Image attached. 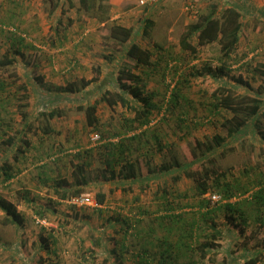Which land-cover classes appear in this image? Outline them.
<instances>
[{"label": "rangeland", "instance_id": "rangeland-1", "mask_svg": "<svg viewBox=\"0 0 264 264\" xmlns=\"http://www.w3.org/2000/svg\"><path fill=\"white\" fill-rule=\"evenodd\" d=\"M78 1L63 0L66 9L63 12L62 8L55 9L46 0H0V58L5 52L16 57L13 65L0 68V81L5 83L2 88L0 82V162L7 154L6 139L18 135L25 119L34 127L28 134L35 142L19 164L21 170L14 178L3 181V175H0V198L14 203L24 218L19 227L6 222L5 213L0 209V264L37 262L41 253L45 255L44 237L56 241L54 259L57 264H145L143 259L146 256L151 258L149 264H158L159 251L163 248L151 241L156 242L165 230H155L146 245L140 235L127 236L122 245V235L113 231L112 224H107L112 215H133L128 203L137 195L149 210L154 211L157 208V203L152 200L155 182H150L153 186L146 190L143 184H136L132 190L123 191L121 186L127 185V179L99 178V169L102 171L107 167L105 145L110 141L118 144L122 140L131 144L133 150L125 153L129 159L141 157L140 170L137 168L141 173L147 169L142 160H147L154 170L165 163L170 169L176 168L193 161L192 139L206 141L216 135L226 136L224 119L229 112L217 108V99L212 96L213 89L222 82L205 72L208 66L218 65L222 45L219 42L200 45L197 34L190 28L203 13L219 12L231 3L240 5L242 29L232 54L240 60H231L233 63L223 81L238 87L237 92H250L236 82L242 77L249 81L253 91H257L262 81L256 69L264 63V0H145V3L141 0H109L111 18L106 23L86 15L79 9ZM113 21L133 27L135 38L151 48L155 52L154 58L159 61L157 67L149 68L150 74L146 77V91L152 93V99L158 105L154 110V121L128 132L129 119L135 115L134 111L121 103L110 106L101 100L103 91L109 86L114 87L105 84L111 70L115 68L117 71L121 67L120 54L112 49L116 45L110 36ZM185 35H189L198 47L197 56L182 50L180 39ZM155 43L163 48H157ZM17 48L20 51L17 52ZM110 55L116 57L114 61L108 58ZM198 70L202 73H197ZM12 72L17 76L11 75ZM38 76L40 78L36 79ZM46 83L52 84V93L44 90ZM70 85L77 89L76 94L65 98L66 87ZM177 86L180 90L175 104L170 98ZM40 91H46L47 96L42 98ZM262 93L264 96V90ZM78 95L82 96L78 98ZM80 103L97 104V128L87 124L85 112L76 107ZM53 109L59 110L51 120L54 131L34 132L45 122L42 112ZM261 113L262 116L258 117L260 128L254 124L259 132H249L236 142L234 139L227 142L223 156L219 157L220 165L230 168L231 179L251 181L264 178V110ZM24 114L27 115L25 119ZM114 131L122 134L110 136ZM95 135L99 136L95 138ZM133 135L137 137L131 139ZM87 149L92 156L88 158L85 152L83 159L91 160L86 166L91 180L81 194L88 193L95 198L103 189L108 200L98 206L85 204L78 207L61 197L58 179L66 177L73 181L74 164L80 159L75 155ZM122 163L116 165L117 170L124 167ZM193 167H198V163L194 162ZM160 175L158 181L167 179L162 173ZM192 185V179L187 177L168 185L175 203L184 204L179 212L190 213L187 220L197 209L191 206L197 201ZM77 187L74 185L70 194ZM184 192L187 196H178ZM239 198L233 197L232 200ZM37 210H43L44 214L41 216ZM40 217H44L46 223H38ZM215 219L218 227L224 226L222 214ZM147 221L148 217L144 220L145 227ZM118 222L114 221L117 225ZM205 224L208 223L202 221L203 227ZM252 228L254 226L249 227L248 233H253L254 237L249 240L241 235L239 243L262 249L264 233L252 232ZM113 236L120 239L116 251L112 250ZM215 243V251H210L207 257L201 258L196 249L178 259L177 264H225V251L232 247L230 238L225 235ZM144 249L148 253L142 256Z\"/></svg>", "mask_w": 264, "mask_h": 264}, {"label": "trees", "instance_id": "trees-1", "mask_svg": "<svg viewBox=\"0 0 264 264\" xmlns=\"http://www.w3.org/2000/svg\"><path fill=\"white\" fill-rule=\"evenodd\" d=\"M46 1L53 8H62L63 12L66 11L63 0ZM78 2L79 9L83 10L86 15L96 18L100 22L106 23L110 21L109 0H79ZM70 5L74 6V3ZM242 16L243 11L240 5L231 3L219 12L212 10L201 14L200 20L190 28L194 34H197L200 45L213 42H219L222 45V56L219 58L218 65L216 67L208 66L205 72L207 71L222 82L221 85L213 89L212 96L217 99L215 103L217 108L226 109L229 112V115L224 119L226 136L216 135L213 139H207L206 141L196 138L192 139L193 142L190 146L194 155L193 161L179 165L176 168L170 169L165 163L157 167V170H154L150 167L147 160H142L147 164V169L146 171L141 170V173L138 172L141 157L136 156L135 159H129L125 153L128 150H133L131 144L127 145L125 140L118 144L111 141L106 143L107 152L104 159L107 167L102 171L99 169V178L103 180L127 179V185L121 186L123 191L132 190L136 184H143L144 190L148 186H153L150 182H155L154 184L156 185L152 197L153 203H157V208L154 211L149 210L143 201L139 200L140 197L137 195L138 199H131L130 203H128L133 215L128 216L118 213L107 220V224L113 225V231L118 233V235H122L121 239H124L120 243V239L118 240L113 236V251H116V246L119 243L125 244L127 236L140 235L146 245L155 230H165L162 237H157L156 242L151 241V243L163 248L159 251L158 264H177L178 259L183 256L186 257L187 254L189 255V251H196V249L200 251L201 258L207 257L210 251H215L217 247L216 240L224 238L226 235L230 238L232 247L230 250L225 249V264H236L239 262L241 264H264V247L256 249L248 243H239V236L241 235L249 240L254 237L253 233H248L251 226H254L252 232L260 231L264 233V178L259 177L251 181H245L240 178L231 179L229 177L230 168H223L219 163V157L223 156L227 142H231L233 139L236 142V140L249 132L252 134L255 131L259 132L260 129L255 128L254 124L260 128L258 117L262 116L261 112L264 110V96L262 93L264 90V63H260L256 69L262 81L257 91H253L249 81H245L242 77L237 78L236 82L246 86L251 90L250 92H237L238 87L223 81V76L229 71L230 65L233 63L231 60H234V62L240 60L233 57L232 54L236 50L238 35L242 29ZM110 36L116 42L112 49L116 51V54H120L121 67L117 71H115V68L111 70L110 76L104 83L111 84L114 87L109 86L105 89L101 95V100L110 106L121 103L127 109L134 111L135 115L129 119L127 132L148 126L154 121V110L158 108V105L152 99V93L146 91V77L150 74L149 68L157 67L159 61L154 58L155 52L151 48L145 47L135 38L133 27L113 21L110 23ZM180 44L182 50L191 51L197 56L198 47L191 41L189 35L182 37ZM155 46L163 48V45L158 43H155ZM18 51H20V48H17ZM108 58L114 61L116 57L113 58L112 56L111 58L110 55ZM15 60L16 57L13 54L5 52L3 57L0 58V68L13 65ZM118 62L119 58L116 64ZM197 73L201 74L202 72L198 70ZM11 75L17 76L13 72ZM35 78L39 79L40 76ZM97 78L95 77L94 79L97 80ZM185 78L188 80L187 77ZM0 82L3 88L5 83L4 81ZM50 84L46 83V89L44 90L52 93V90H50L52 84ZM24 88L26 87L24 86ZM179 90L178 86L173 89L170 98L171 103H177ZM46 91H40L42 98L47 96ZM65 91L67 92L64 93L63 97L66 96L65 98H68L77 89L70 85L66 87ZM80 94L83 95V93ZM82 95H78V98ZM76 107L85 112L87 124L97 128L99 123L97 104L80 103ZM58 114L59 110L57 109L43 111L42 115L45 122L38 129H35L34 132H42L44 134L53 132L54 128L51 120ZM23 116L25 119L27 115L24 114ZM27 120H24V126L18 135H10L6 139L7 154L0 162V175H3V181H9L16 176L17 172L21 170L19 164L26 158L27 152L35 145L34 138L28 134V131L33 130L34 127ZM121 134L122 132L114 131L110 136H119ZM262 136L264 137L263 131ZM136 137V135H133L131 139ZM228 147L232 148L233 145ZM85 152L88 158L92 156V154H88L90 153L88 149L78 151L75 155V157L80 159L74 164L73 181L66 177L58 179L59 187L62 189L61 197L68 199L74 195H80L85 190V185L91 180V174L89 172L88 176L86 167L88 164L90 165L91 160L83 159ZM120 162L124 163V167L121 170H117L116 165ZM194 162L198 163V167H193ZM141 169H143V166ZM161 173L167 178L166 180H157V178H160ZM186 177L187 179H192L193 196L197 199L196 203L191 205L192 208L197 209L192 211L190 220L186 218L187 214H190L189 212H179V208H183L184 204L175 203L168 186L170 183L181 181ZM74 185L78 187L73 189L70 194V190ZM250 191L251 193L248 196L241 197ZM211 192H217L221 195L220 201L216 202V204H212L210 196H207ZM178 196H187V193H178ZM239 196L238 200H232L233 197ZM107 198V192L100 189L96 193L95 200L98 205H101L108 200ZM126 202H129V199H126ZM0 209L5 213L6 222L14 223L19 227L22 226L23 214L16 208L14 203L9 202L5 198H0ZM37 211L41 216L44 214L43 210ZM150 213L152 215H149ZM220 214H222L224 219L223 227H218L219 223L215 222V217ZM147 217V227H145L144 220ZM40 218L44 219V217ZM210 219L212 223H210ZM114 221H119L118 225ZM202 221L208 224L203 227ZM202 238L204 240L201 242ZM42 240L45 255L41 253L37 262L34 261L33 264H57V260L54 259L57 255V247L54 245L56 241H53V243L48 237H44ZM147 253L148 250L144 249L141 255L145 256ZM211 260L214 261V258L212 257ZM143 261L145 264H149L151 258L149 259L146 256Z\"/></svg>", "mask_w": 264, "mask_h": 264}, {"label": "built area", "instance_id": "built-area-1", "mask_svg": "<svg viewBox=\"0 0 264 264\" xmlns=\"http://www.w3.org/2000/svg\"><path fill=\"white\" fill-rule=\"evenodd\" d=\"M151 2H156L157 0H149ZM141 3H145V0H141ZM99 135H95V138H97ZM210 198H211V201L213 203H216L218 201H220L221 199V195L218 194L217 192H211L209 194ZM67 201L69 203H72L78 207H81L85 204H94V205H97L98 206V203L96 202L95 198L92 197L90 194H80V195H74L70 198L67 199ZM37 222L38 223H46V220L45 219H41V218H37Z\"/></svg>", "mask_w": 264, "mask_h": 264}]
</instances>
